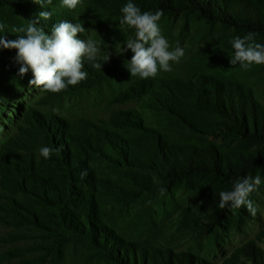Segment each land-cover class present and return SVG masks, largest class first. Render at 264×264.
I'll list each match as a JSON object with an SVG mask.
<instances>
[{"label":"rangeland","instance_id":"obj_1","mask_svg":"<svg viewBox=\"0 0 264 264\" xmlns=\"http://www.w3.org/2000/svg\"><path fill=\"white\" fill-rule=\"evenodd\" d=\"M112 3L81 0L69 10L61 0H53L47 9L41 7L52 11L48 21L62 16L84 24L90 30L78 37L94 40L101 49L96 62L102 69L85 61L87 78L59 93L30 86V70L18 75L16 50L0 49V264H143V258L147 264L154 255L184 253L208 264H228L239 247L264 230V173L257 170L252 176L262 180L259 191L250 195L256 216L250 215L239 230V211L233 209L222 226L211 229L207 202L232 190L235 181L197 177L167 186L158 181L152 192L129 189L116 199L110 195L116 188L112 179L129 158L119 147L121 156L113 154L107 139L118 133L111 121L115 113H132L143 104L137 93L140 84L171 75L189 78L205 67L209 73L224 71L264 106V64L249 70L230 64L233 49L227 42L236 37L230 29L186 20L182 14L163 15L158 22L162 35L170 49L179 45L184 57L170 62L172 71H160L155 78L131 77L124 62L133 53H122V42L134 38L135 29L119 24L121 7ZM31 18L12 4L1 7L0 22L7 27L0 35L16 39L12 29L26 26ZM41 26L51 31L49 23ZM256 42L264 45V38L256 37ZM215 52L223 56L211 70L208 56ZM141 114L150 119L147 111ZM219 144L227 145L229 152L255 149L226 135ZM60 146L62 150L55 151ZM42 147L53 149L50 158L40 154ZM108 183L110 187H102ZM161 187L167 189L163 196ZM258 244L264 249V241Z\"/></svg>","mask_w":264,"mask_h":264},{"label":"trees","instance_id":"obj_2","mask_svg":"<svg viewBox=\"0 0 264 264\" xmlns=\"http://www.w3.org/2000/svg\"><path fill=\"white\" fill-rule=\"evenodd\" d=\"M129 0H113L121 7ZM141 11L163 10V15L184 19L206 20L243 37L248 32L264 38V0H131ZM12 4L28 16L37 17L41 6L32 0H0V8ZM56 22L41 21L53 25ZM232 38L228 40L231 46ZM215 52L208 56V69L221 61ZM199 69L189 78L165 76L151 83L140 84L138 95L144 99L139 109L132 113H115L112 123L118 133L108 135L107 146L111 152L126 151L129 162L123 171L113 177L116 199L124 197L129 189L152 192L158 187L176 182H190L197 177L218 181H236L241 176H253L257 170L264 173V106L253 95L224 71L207 72ZM207 69V70H208ZM214 70V68H213ZM141 111H147L145 119ZM236 137L251 143L254 150L229 152L219 139ZM67 154L68 152L65 151ZM115 156V155H112ZM116 157V156H115ZM118 159V158H116ZM117 161V160H116ZM122 174V175H119ZM104 184L102 187H110ZM220 195L207 202L209 227L218 228L233 210L219 207ZM90 206L95 202L91 199ZM235 225L250 218L245 207L237 209ZM194 223L198 221L193 219ZM264 230L255 240L243 244L233 254L228 264H264ZM143 264H146L143 258ZM147 264H208L202 259L184 253L177 256L154 255Z\"/></svg>","mask_w":264,"mask_h":264},{"label":"clouds","instance_id":"obj_3","mask_svg":"<svg viewBox=\"0 0 264 264\" xmlns=\"http://www.w3.org/2000/svg\"><path fill=\"white\" fill-rule=\"evenodd\" d=\"M33 3L47 9L53 0H32ZM81 0H61V6L69 10L76 9ZM119 24L135 29L134 38L122 42V53L131 50L133 53L130 60L124 62V66L130 72L131 77L147 80L155 78L160 71L170 72V62L178 63L184 57V50L177 45L170 49L168 40L162 35L158 22L163 16V10L141 11V9L129 0L122 8ZM52 11L39 12L37 17L31 18L24 26L14 27L12 32L17 38L7 39L6 35H0V49H15V62L20 65L18 75L25 76L29 70L33 79L29 81L30 86H35L46 92L59 93L68 86H75L85 80L88 73L84 70L85 61L92 67L102 69L100 63L96 62L101 51L97 43L92 39H81L86 29L82 23H72L62 20L46 32L41 26V21L51 19ZM7 25L0 22V32H5ZM257 33L248 32L243 37L237 36L231 46L233 54L230 56V64L239 65L244 70H249L252 65L264 64V45L256 42ZM110 54L105 63L109 60ZM58 109H53L57 112ZM63 146L56 148L59 152ZM53 149L42 147L40 154L50 158ZM87 172L81 173V179ZM262 184L260 176H241L238 178L230 191L220 192L219 207L224 209L230 207L239 209L245 207L255 217L257 207L250 199L253 192H258ZM166 188L161 187L159 194L165 195ZM148 204L151 203L149 200Z\"/></svg>","mask_w":264,"mask_h":264}]
</instances>
